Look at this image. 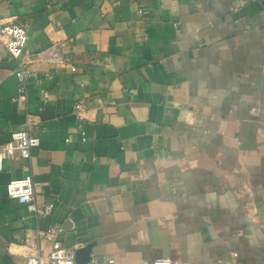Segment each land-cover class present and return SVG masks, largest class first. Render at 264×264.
Wrapping results in <instances>:
<instances>
[{"label":"crops","instance_id":"crops-1","mask_svg":"<svg viewBox=\"0 0 264 264\" xmlns=\"http://www.w3.org/2000/svg\"><path fill=\"white\" fill-rule=\"evenodd\" d=\"M0 19L28 22L33 72L23 100L1 49L0 150L27 111L40 138L3 160L0 264L46 255L51 226L115 264H264V0H0ZM54 44L67 64L37 56ZM26 175L49 216L6 195Z\"/></svg>","mask_w":264,"mask_h":264},{"label":"built area","instance_id":"built-area-1","mask_svg":"<svg viewBox=\"0 0 264 264\" xmlns=\"http://www.w3.org/2000/svg\"><path fill=\"white\" fill-rule=\"evenodd\" d=\"M29 24L27 21H4L0 19V52L5 49L9 57L16 62L14 75L18 81V93L25 100L27 90L26 84L32 78L31 69L24 67L20 57L28 40ZM39 59L46 63H56L59 65L67 64V61L58 52L56 44L38 52ZM71 70L75 71V67L70 65ZM48 93H43V101L48 99ZM86 103L84 100H78L73 105V114L80 121L84 120V111ZM35 123L34 115L26 112L24 122L12 130L9 140L2 146L0 150V171H2L3 160L6 158L19 156L23 159H30L33 149L40 144V138L29 132L31 126ZM82 140H86L85 132H81ZM35 185L31 175L11 180L6 185V195L9 198L16 199L20 203L25 204L27 209L36 217L49 216L53 211V204L46 203L38 205L35 199ZM61 228L58 226L48 227L44 231L38 232L39 239H45L50 242V250L46 255L36 245L26 247L25 263L26 264H77L76 247L67 248L57 239ZM87 264H115L113 257H105L98 260L92 257ZM149 264H172L168 259L156 258Z\"/></svg>","mask_w":264,"mask_h":264},{"label":"water","instance_id":"water-1","mask_svg":"<svg viewBox=\"0 0 264 264\" xmlns=\"http://www.w3.org/2000/svg\"><path fill=\"white\" fill-rule=\"evenodd\" d=\"M92 243H88L87 245L76 249V258L75 261L77 264H87L91 259V252H92Z\"/></svg>","mask_w":264,"mask_h":264}]
</instances>
